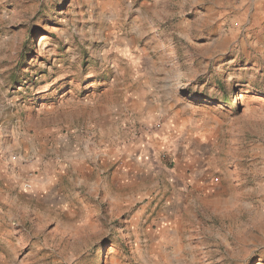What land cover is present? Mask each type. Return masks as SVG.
Instances as JSON below:
<instances>
[{"label": "rangeland", "instance_id": "374dc122", "mask_svg": "<svg viewBox=\"0 0 264 264\" xmlns=\"http://www.w3.org/2000/svg\"><path fill=\"white\" fill-rule=\"evenodd\" d=\"M0 264H264V0H0Z\"/></svg>", "mask_w": 264, "mask_h": 264}]
</instances>
